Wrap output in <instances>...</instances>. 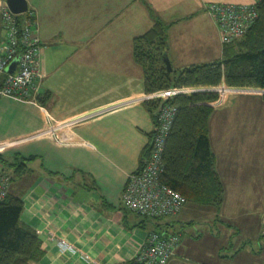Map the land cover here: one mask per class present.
Masks as SVG:
<instances>
[{
    "label": "crops",
    "instance_id": "1",
    "mask_svg": "<svg viewBox=\"0 0 264 264\" xmlns=\"http://www.w3.org/2000/svg\"><path fill=\"white\" fill-rule=\"evenodd\" d=\"M151 1L30 0L42 41L40 77L30 99L0 100V142L13 146L2 155L0 174L10 173L9 191L24 202L21 221L41 239L37 264H131L152 231L182 235L168 264H264L263 252L242 237L253 224L264 235V198L258 208L251 200L254 211L242 193L264 186V159L254 155L264 145L260 133L242 140V116L219 113L235 106V97L210 103V145L224 185L220 207L187 201L152 225L123 204L128 177L148 158L142 155L156 128L136 37L157 20L167 23L176 70L224 57L219 26L205 6L221 0L180 17L162 14ZM0 31L5 35L1 16ZM217 118L226 124L222 131L213 129ZM74 120L57 135L43 133L51 122ZM231 187L239 191L232 197Z\"/></svg>",
    "mask_w": 264,
    "mask_h": 264
},
{
    "label": "trees",
    "instance_id": "2",
    "mask_svg": "<svg viewBox=\"0 0 264 264\" xmlns=\"http://www.w3.org/2000/svg\"><path fill=\"white\" fill-rule=\"evenodd\" d=\"M258 11L259 18L248 32L224 44L222 59L172 71L165 60L169 25L157 20L135 39V58L143 67L146 91L176 86L217 87L222 83L264 89V0L258 4ZM218 98V93L206 90L172 99L178 112L167 140L162 175L163 182L179 191L188 202L216 207L223 203L224 185L216 170L209 125L214 113L210 103ZM148 105L154 113L158 102ZM154 120L157 123V117ZM150 151L151 145L142 159ZM0 160L5 162L3 157ZM19 161L25 163L23 158ZM23 208L22 198L8 189L0 202V264H37L44 254L38 234L21 221Z\"/></svg>",
    "mask_w": 264,
    "mask_h": 264
},
{
    "label": "built area",
    "instance_id": "3",
    "mask_svg": "<svg viewBox=\"0 0 264 264\" xmlns=\"http://www.w3.org/2000/svg\"><path fill=\"white\" fill-rule=\"evenodd\" d=\"M261 1L251 0L249 3L211 1L205 5L206 11L219 26L224 44L232 43L250 30L259 18L258 4ZM0 16L5 30V35L0 31V100L5 96L30 99L32 92L37 89V80L40 77L38 56L42 41L37 28L36 14L30 7L26 12L16 14L10 10L6 0H0ZM14 61L17 62L16 66L10 70ZM217 87L212 89L176 86L146 94L145 98L157 101L158 104L163 99L167 101L157 116L148 158L140 169L128 177L123 194L125 207L151 218L172 216L182 209L187 202L186 198L162 180L167 140L178 112L172 99L178 95L213 90L221 92L219 100L223 101L225 92L232 91V88H223L221 85ZM213 104L215 105V102ZM74 122L78 120L62 124L51 122L43 133L57 135L59 129L69 127ZM9 147H12L11 143L0 142V152ZM10 182L9 174L1 175L0 202L6 196ZM181 240L182 235L179 232L152 231L145 246L131 264H168ZM61 243L67 247L65 239H61Z\"/></svg>",
    "mask_w": 264,
    "mask_h": 264
},
{
    "label": "rangeland",
    "instance_id": "4",
    "mask_svg": "<svg viewBox=\"0 0 264 264\" xmlns=\"http://www.w3.org/2000/svg\"><path fill=\"white\" fill-rule=\"evenodd\" d=\"M205 1L206 0H153L150 2L149 5L152 8L155 6L164 15H167L168 13H171V14L175 13L176 16L180 17L181 14L185 15L187 12H189L190 9L199 8ZM221 1L235 3V2H241V1H247V0H221ZM28 3H29V7H31L32 3H30V0H28ZM222 84H220L221 87L223 88L226 87L228 89L232 88V91L225 92L226 96L223 101L222 100L220 101L218 98L215 102L222 103L226 100L227 97L228 99H232L233 97H235V106H233L230 110L219 112V113H223L221 115H225V116H228V115H234L237 117L242 116V140L249 141L251 132L260 133L259 135L257 134V136L261 137L260 139L264 145V92L263 90L257 89L255 86L239 87V86H229L226 83H224L223 85ZM208 88L214 89L218 87H208ZM214 92L218 93L219 96L221 95L220 94L221 92H218V91H214ZM218 115L219 114H217V116ZM214 119L216 118L215 117L212 118L211 121H213ZM217 119H218V122H216V125H215L217 126V129L215 128L213 129L222 131V126L226 124L222 123V121L219 118ZM10 148L11 147L7 149L10 150ZM7 149L0 152V155H1L0 157H4L2 155L3 153L5 154V151ZM248 152L246 151V153ZM254 155L256 156V158H258L257 161L260 160L262 162L264 159V147H263V152L261 151L260 153H256ZM0 162L2 161L0 160ZM2 174H0V177ZM231 189L233 192L232 194H230L231 197L239 193L238 187H231ZM244 191H246V194H245V197H246L245 201L247 203L246 205L249 207L250 210L255 211V209L253 208L254 205H252L253 200L256 204V208H258L260 200L264 198V186L256 185L252 187H246L244 190H242V193ZM251 200H252V204H250ZM232 204L234 203L232 202ZM155 222L156 221L153 219L148 221V223L152 225H154ZM245 229L246 231L242 229V234H243L242 237L245 238L246 236H248V238L251 239V241L244 239V240H247V242H249L247 244L249 248L256 250V252H263L262 257H264V235L261 233V230L259 229L258 225L253 224L251 227H249V225H246Z\"/></svg>",
    "mask_w": 264,
    "mask_h": 264
},
{
    "label": "water",
    "instance_id": "5",
    "mask_svg": "<svg viewBox=\"0 0 264 264\" xmlns=\"http://www.w3.org/2000/svg\"><path fill=\"white\" fill-rule=\"evenodd\" d=\"M7 5L9 6L10 10L16 14L24 13L29 8L28 0H6ZM166 65L169 71L173 70V66L168 54L165 55ZM16 63L10 66V70H13ZM167 101V99H163L160 101L157 109L154 111L153 115L157 117L162 109L163 104Z\"/></svg>",
    "mask_w": 264,
    "mask_h": 264
}]
</instances>
